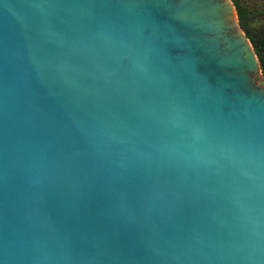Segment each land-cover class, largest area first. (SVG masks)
Wrapping results in <instances>:
<instances>
[{"label": "water", "instance_id": "obj_1", "mask_svg": "<svg viewBox=\"0 0 264 264\" xmlns=\"http://www.w3.org/2000/svg\"><path fill=\"white\" fill-rule=\"evenodd\" d=\"M0 264H264L232 0H0Z\"/></svg>", "mask_w": 264, "mask_h": 264}, {"label": "trees", "instance_id": "obj_2", "mask_svg": "<svg viewBox=\"0 0 264 264\" xmlns=\"http://www.w3.org/2000/svg\"><path fill=\"white\" fill-rule=\"evenodd\" d=\"M244 29L246 36L250 39L258 56L261 71L264 74V34L255 33L248 23L251 19L264 15V0H232Z\"/></svg>", "mask_w": 264, "mask_h": 264}, {"label": "rangeland", "instance_id": "obj_3", "mask_svg": "<svg viewBox=\"0 0 264 264\" xmlns=\"http://www.w3.org/2000/svg\"><path fill=\"white\" fill-rule=\"evenodd\" d=\"M248 25L253 32L264 34V15L251 19Z\"/></svg>", "mask_w": 264, "mask_h": 264}]
</instances>
